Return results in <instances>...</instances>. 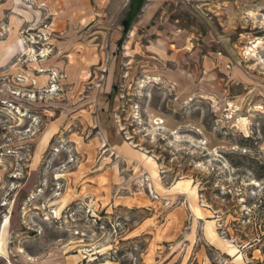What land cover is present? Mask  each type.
<instances>
[{
  "label": "rangeland",
  "instance_id": "1",
  "mask_svg": "<svg viewBox=\"0 0 264 264\" xmlns=\"http://www.w3.org/2000/svg\"><path fill=\"white\" fill-rule=\"evenodd\" d=\"M150 1L68 78L0 0V264H264V0Z\"/></svg>",
  "mask_w": 264,
  "mask_h": 264
},
{
  "label": "crops",
  "instance_id": "2",
  "mask_svg": "<svg viewBox=\"0 0 264 264\" xmlns=\"http://www.w3.org/2000/svg\"><path fill=\"white\" fill-rule=\"evenodd\" d=\"M32 3L40 4L50 17V28L59 32L61 41L55 42L58 49L52 55L54 62L60 64L70 63V58L80 63L78 68L68 66L67 77L72 78V70L84 73L83 64L98 62L103 52H93L92 47L118 46L122 37V22L128 13L137 12L139 0H30ZM154 12L153 1L144 0L137 15L143 16ZM136 15V16H137ZM133 31H130L132 36ZM54 36V35H53ZM52 36V38H53ZM53 40V39H52ZM77 48V50H75ZM88 48V49H86ZM75 50V52H74ZM58 57V58H57ZM56 58V59H55ZM44 78H42L43 81ZM39 81H41L39 79ZM126 171V170H125ZM124 173V174H123ZM123 174V175H122ZM129 174L120 172L118 167V183L125 182V176ZM154 179L153 177L151 178ZM129 187L128 183L127 186ZM172 192H179L189 197L192 210L197 216H202V210L196 205L195 192L187 182H176L171 186ZM205 234L216 246L225 249L228 254L236 257L237 251L229 250V246L223 244L211 226L206 225Z\"/></svg>",
  "mask_w": 264,
  "mask_h": 264
},
{
  "label": "trees",
  "instance_id": "3",
  "mask_svg": "<svg viewBox=\"0 0 264 264\" xmlns=\"http://www.w3.org/2000/svg\"><path fill=\"white\" fill-rule=\"evenodd\" d=\"M143 2H144V0H139V7L137 8V12L139 11ZM137 12L128 13L126 18L123 20V22H122V37L119 40L118 46L122 43L123 39L125 38V35L129 29V26H130L131 22L134 20V18L136 17ZM263 238H264V235L260 236L258 239L262 240Z\"/></svg>",
  "mask_w": 264,
  "mask_h": 264
}]
</instances>
